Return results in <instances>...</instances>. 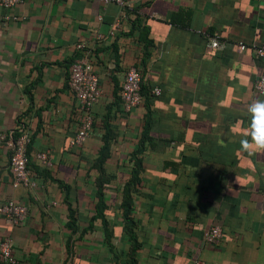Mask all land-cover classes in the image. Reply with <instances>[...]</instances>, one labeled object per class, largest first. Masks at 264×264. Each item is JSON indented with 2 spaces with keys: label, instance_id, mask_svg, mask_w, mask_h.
Returning <instances> with one entry per match:
<instances>
[{
  "label": "crops",
  "instance_id": "1",
  "mask_svg": "<svg viewBox=\"0 0 264 264\" xmlns=\"http://www.w3.org/2000/svg\"><path fill=\"white\" fill-rule=\"evenodd\" d=\"M124 1L0 7V131L30 133L34 181L13 185L0 141V206L12 199L28 209L17 224L0 214V241L11 239L18 264H127V255L135 264H264V152L240 149L248 106L261 100L253 86L264 59L251 47L264 45V0ZM80 56L100 97L88 136L71 145L79 101L67 80ZM130 67L142 74L143 97L126 110L119 91ZM141 147L131 254L121 202ZM213 224L223 236L209 245Z\"/></svg>",
  "mask_w": 264,
  "mask_h": 264
},
{
  "label": "built area",
  "instance_id": "2",
  "mask_svg": "<svg viewBox=\"0 0 264 264\" xmlns=\"http://www.w3.org/2000/svg\"><path fill=\"white\" fill-rule=\"evenodd\" d=\"M24 0H0V7L10 8L23 2ZM103 2H117L124 6V0H102ZM4 18L16 19L14 15H4ZM80 46V45H79ZM209 46L213 48L220 47V40L213 37ZM239 50L243 51L247 45L240 42L237 44ZM252 50L256 57L264 59V45H253ZM98 77L93 70L92 64L85 56L76 57L72 60L69 70V79L67 86L69 90L78 98L79 115L78 130L70 144L81 143L89 134L93 127L94 117L92 107L100 97V89L97 85ZM143 82L142 74L135 68L130 67L123 82L120 85V98L124 109L131 110L138 106L143 95L140 93V85ZM253 89L264 100V67L263 71L254 83ZM151 92L158 94L159 88L154 86ZM0 141L4 142L8 147V166L13 173V185H23L30 187L34 185V181L30 177V171L27 167V149L31 141V135L26 128L20 126L17 130L0 131ZM36 158L42 165H50L46 152H37ZM28 209L25 204L16 202L12 199L7 200L0 206V214L9 218L14 224L24 220L27 216ZM203 240L206 244L213 245L218 243L223 234L220 225L213 224L209 226L203 233ZM0 259L7 264H18L16 258L12 254V241L8 237H3L0 241ZM194 264H202L194 262Z\"/></svg>",
  "mask_w": 264,
  "mask_h": 264
},
{
  "label": "trees",
  "instance_id": "3",
  "mask_svg": "<svg viewBox=\"0 0 264 264\" xmlns=\"http://www.w3.org/2000/svg\"><path fill=\"white\" fill-rule=\"evenodd\" d=\"M140 93H142V82L140 85ZM110 132H107L104 137H103V145L101 147V150L99 152V158H98V162H101L103 159V156L106 152H108L109 149V141H110ZM145 133L143 135V138H145ZM142 152V147L140 150H138L136 153H134L133 157V165L134 168L132 170V175L130 178V181L127 182L126 186H125V190L123 193V199L121 202V207H122V213H123V218H124V225H125V234L126 236H128L129 242L131 244V250L130 253L133 254L136 250H137V239H136V235H135V221L133 220L132 217V205H133V199H132V194L130 192V187L133 186L135 187L136 185L139 184L140 182V173L142 170V165H140L139 161L136 159L135 155L139 154ZM103 208V204L102 202L98 204L97 209L98 211H100V214L102 215L101 209ZM103 224L105 222V220H102ZM127 259H126V263L127 264H135V261L133 258H130V256L127 255Z\"/></svg>",
  "mask_w": 264,
  "mask_h": 264
},
{
  "label": "clouds",
  "instance_id": "4",
  "mask_svg": "<svg viewBox=\"0 0 264 264\" xmlns=\"http://www.w3.org/2000/svg\"><path fill=\"white\" fill-rule=\"evenodd\" d=\"M248 115L247 135L240 139V149L243 152H264V100L250 104Z\"/></svg>",
  "mask_w": 264,
  "mask_h": 264
}]
</instances>
